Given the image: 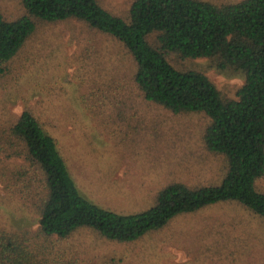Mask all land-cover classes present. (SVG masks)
I'll list each match as a JSON object with an SVG mask.
<instances>
[{
  "label": "rangeland",
  "instance_id": "374dc122",
  "mask_svg": "<svg viewBox=\"0 0 264 264\" xmlns=\"http://www.w3.org/2000/svg\"><path fill=\"white\" fill-rule=\"evenodd\" d=\"M133 1L99 3L126 18ZM200 1L221 6L243 0ZM0 15L7 21L24 15L21 0H0ZM149 42L155 43L154 35ZM167 60L178 71L204 74L223 98L236 99L243 84L240 72L220 70L210 59ZM6 71L0 78V122L31 110L57 142L80 194L100 209L139 213L169 183L220 184L225 162L203 144L209 120L144 101L133 84V61L116 41L75 21L40 25ZM22 164L0 158V168ZM4 185L0 178V230L34 231L37 218ZM257 186L264 192V179ZM56 244L74 264H264V223L225 203L180 216L131 244L106 242L88 230Z\"/></svg>",
  "mask_w": 264,
  "mask_h": 264
},
{
  "label": "trees",
  "instance_id": "16d2710c",
  "mask_svg": "<svg viewBox=\"0 0 264 264\" xmlns=\"http://www.w3.org/2000/svg\"><path fill=\"white\" fill-rule=\"evenodd\" d=\"M21 5L24 15L13 21L0 15V78L38 26L81 23L123 48L144 101L174 115L203 114L209 120L204 148L222 157L225 171L219 185L169 183L153 206L139 213L100 209L80 194L57 142L25 109L14 121L0 122V158L23 161L13 170L1 167L0 178L5 189L24 200L37 228L0 230V264H74L61 257L56 243L79 230L106 242L131 244L180 216L225 203L264 223V192L257 186L264 179V0L221 6L200 0H134L126 18L104 9L99 0H21ZM168 55L210 59L220 70L240 72L243 84L236 99L223 98L202 73L174 69Z\"/></svg>",
  "mask_w": 264,
  "mask_h": 264
}]
</instances>
